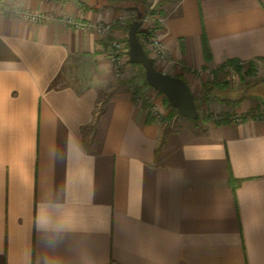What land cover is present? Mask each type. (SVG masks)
<instances>
[{
    "label": "crops",
    "instance_id": "obj_1",
    "mask_svg": "<svg viewBox=\"0 0 264 264\" xmlns=\"http://www.w3.org/2000/svg\"><path fill=\"white\" fill-rule=\"evenodd\" d=\"M2 1L54 17L0 10V264H264V89L219 103L241 121L167 125L76 25L112 22L124 40L127 10ZM160 9L171 59L155 65L195 96L231 60L264 68V0Z\"/></svg>",
    "mask_w": 264,
    "mask_h": 264
},
{
    "label": "rangeland",
    "instance_id": "obj_2",
    "mask_svg": "<svg viewBox=\"0 0 264 264\" xmlns=\"http://www.w3.org/2000/svg\"><path fill=\"white\" fill-rule=\"evenodd\" d=\"M90 5L99 6L101 4L109 3L112 5H116L119 7L124 8L126 11V16H124V20H128V23L133 21L137 17V11L131 9L132 7H139L141 11H144V9L148 8V12L146 14H153L155 16H159L161 18V6L162 3L165 2V0H155V3L153 6H151V0H86ZM160 12V13H159ZM127 23V24H128ZM113 24V23H112ZM128 35V32H126ZM108 41L107 37H101ZM119 38V37H116ZM121 39V38H120ZM123 40V39H121ZM124 41V40H123ZM171 59V58H170ZM254 63V67L256 69V75L250 76L246 74V69L249 67L251 62H242L243 68H242V76L239 74V72L233 68H228L225 66L224 68H219L216 71L211 72V75L209 79L216 78L219 82L223 83V88H219L216 90V95H210L208 98L203 99L202 95H197L198 98L197 104L200 112V118L198 119H189L192 121L202 120L204 123L205 120H216L217 116L222 115L220 110H218L219 103L221 104H228L229 102H224L223 99H231L236 100L240 98L244 93L247 91H251L254 87L252 86L253 83H257V89L255 91L263 92L262 89H264V82L261 81L264 79V74L262 72L264 71V68L258 64L256 61H252ZM217 73V74H216ZM113 75V72H112ZM115 80L117 82H124L127 80H131L130 83L132 84L131 87L134 90L133 97L135 99V94L137 92H143V94L147 95L152 102H154L155 105L161 110L163 119H157L160 121H165L167 125H179L185 122L187 119L186 117H183L179 114H174L172 119H169V115L172 112V107H170L169 104L166 102V95L162 92L152 88L149 84L145 85V74L144 69L141 65L133 64L128 65V68L125 69V74L122 77H115ZM125 84H127L125 82ZM256 86V85H255ZM200 94V93H199ZM231 101L234 106L237 103H234ZM230 102V103H231ZM264 110V108H263ZM235 112V109H233L232 113ZM264 112V111H263ZM236 114V113H234ZM232 114V115H234Z\"/></svg>",
    "mask_w": 264,
    "mask_h": 264
},
{
    "label": "built area",
    "instance_id": "obj_3",
    "mask_svg": "<svg viewBox=\"0 0 264 264\" xmlns=\"http://www.w3.org/2000/svg\"><path fill=\"white\" fill-rule=\"evenodd\" d=\"M0 10H9L12 14L26 18L32 22H41L54 17L53 13H38L29 10H21L18 8H9L3 1H0ZM120 22H124V18L119 19ZM162 19L159 16L153 14H145L143 17V25L141 27L142 33L139 34L140 40L144 46V49L148 55L157 61H169L171 58L170 51L165 44L163 38L159 34V28L161 26ZM77 26H84L89 29L96 31L101 37L108 38V44L111 49V60H112V72L115 77H122L125 74V69L128 65H132L128 50V43L121 40L120 38L112 37L114 24L112 22H77ZM228 68H233L227 66ZM135 101L139 104H146L149 112L155 119H163L161 110L151 101V99L143 94V92H137L135 94ZM217 117L216 120L221 119L222 115ZM234 121H241L243 115L236 113L231 116Z\"/></svg>",
    "mask_w": 264,
    "mask_h": 264
},
{
    "label": "water",
    "instance_id": "obj_4",
    "mask_svg": "<svg viewBox=\"0 0 264 264\" xmlns=\"http://www.w3.org/2000/svg\"><path fill=\"white\" fill-rule=\"evenodd\" d=\"M131 9L137 11V17L130 22L128 29V54L131 63L141 65L144 69L147 83L154 89L166 95L170 104L178 114L192 119L200 117L196 96L189 83L180 76L159 70L154 60L148 55L139 37V30L143 25V17L148 8L141 11L135 6Z\"/></svg>",
    "mask_w": 264,
    "mask_h": 264
},
{
    "label": "trees",
    "instance_id": "obj_5",
    "mask_svg": "<svg viewBox=\"0 0 264 264\" xmlns=\"http://www.w3.org/2000/svg\"><path fill=\"white\" fill-rule=\"evenodd\" d=\"M2 1V0H0ZM51 1H54V2H57V3H60V4H67L69 2H73L75 4H77L78 6H80L81 8H90L92 7L86 0H51ZM129 24H126L125 26V30L126 32H128V29H129ZM142 33L141 30H139V34ZM124 41L128 43V40H127V37L124 38ZM243 63L240 62L239 60H231L225 64H223L221 68H224L225 66H231V67H235L234 69H236L239 74H241L242 76V68H243ZM217 74V73H216ZM246 74L247 75H250V76H253V75H256V69L254 67V63L251 62L249 67L246 69ZM145 85H148L147 81L145 80ZM219 88H223V83L219 82L216 78L214 79H207L205 81L202 82V98L203 99H206L208 98L210 95H216V90L219 89ZM241 97L236 99V100H231V99H223L224 102H231L233 101L234 103H238L241 101ZM198 100V98L196 97V101ZM166 102L167 104L170 105V107H172V112L171 114L169 115V119H172L173 115L174 114H178L177 110L170 104V102L168 101V99H166ZM198 106V104H197ZM153 117V116H152ZM200 118V117H199ZM189 119H192V118H189ZM228 119H231L232 118L230 116H223L222 115V118L221 119H218V120H215V121H224V120H228Z\"/></svg>",
    "mask_w": 264,
    "mask_h": 264
}]
</instances>
